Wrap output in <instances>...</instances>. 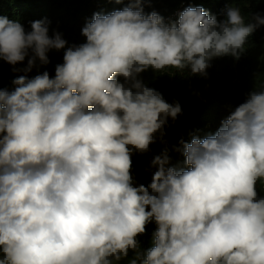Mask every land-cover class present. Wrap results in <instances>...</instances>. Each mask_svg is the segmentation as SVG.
<instances>
[{
	"label": "clouds",
	"instance_id": "clouds-1",
	"mask_svg": "<svg viewBox=\"0 0 264 264\" xmlns=\"http://www.w3.org/2000/svg\"><path fill=\"white\" fill-rule=\"evenodd\" d=\"M143 2L94 14L85 42L68 47L46 20L26 31L0 15V60L28 57L13 68L25 73L14 88H0V264H115L129 251L130 264H264V86L214 134L179 141L186 167L170 166L165 147L147 186L131 173L133 153L150 154L182 112L140 74L206 77L214 58H240L264 17L246 23L233 5L218 21L184 3L145 15ZM52 49H66L54 78H29ZM153 222L142 253L139 236Z\"/></svg>",
	"mask_w": 264,
	"mask_h": 264
},
{
	"label": "trees",
	"instance_id": "trees-1",
	"mask_svg": "<svg viewBox=\"0 0 264 264\" xmlns=\"http://www.w3.org/2000/svg\"><path fill=\"white\" fill-rule=\"evenodd\" d=\"M183 3L185 9L203 7L209 16H215L218 21L225 19L224 9L233 5L240 8L246 23L254 22L252 17L257 14L264 17V0H145L141 7L145 15L156 12L165 16ZM128 6L129 0L119 3L116 0H0V15L20 22L26 31H31L32 22L46 20L49 22V35L59 32L68 47L85 42L82 28L92 20L94 14L106 15ZM65 50H50L47 53L49 63L41 65L37 60L27 76L33 78L47 71L54 78L55 67L63 63ZM27 59L15 66L0 60V88H14L12 81L25 73L13 71V68L26 67ZM210 64L206 77L191 75L187 68L183 72L172 70V74L157 73L152 69L140 74L143 82L159 91L166 102L179 103L182 112L174 121L168 118L163 137L166 143L161 142L157 133V141L150 145V154L133 153L131 173L135 186H147L151 182L155 171L151 161L165 147L169 149L170 166L186 167L182 153L173 150L180 146L179 141L184 139L190 143L194 135L203 139L214 134L221 122L245 102L251 91L264 86V25L257 27L246 38L245 50L239 59L225 55L214 58ZM118 79L123 82L122 77ZM256 190L258 196L264 197V179L258 181ZM156 227L154 222L148 224L146 233L139 236L142 253L153 246L152 233ZM134 258L135 253L129 251L128 257L121 259L122 264H130Z\"/></svg>",
	"mask_w": 264,
	"mask_h": 264
},
{
	"label": "rangeland",
	"instance_id": "rangeland-1",
	"mask_svg": "<svg viewBox=\"0 0 264 264\" xmlns=\"http://www.w3.org/2000/svg\"><path fill=\"white\" fill-rule=\"evenodd\" d=\"M122 263H123L122 260H120V261H118V262H115V264H122Z\"/></svg>",
	"mask_w": 264,
	"mask_h": 264
}]
</instances>
